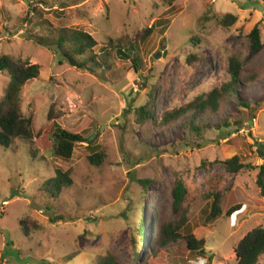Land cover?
I'll return each mask as SVG.
<instances>
[{
  "label": "rangeland",
  "instance_id": "374dc122",
  "mask_svg": "<svg viewBox=\"0 0 264 264\" xmlns=\"http://www.w3.org/2000/svg\"><path fill=\"white\" fill-rule=\"evenodd\" d=\"M227 14L237 21L224 25ZM255 27L262 45L253 51L249 33ZM61 29L93 36L95 72L61 64L53 49L31 40H54ZM3 55L39 64L41 73L22 91L33 139L0 145V264H98L106 254L119 264H236L240 240L264 228L258 170L234 174L224 163L235 155L264 163L256 151L264 143V0H0ZM233 55L243 62L238 95L228 97L221 112L200 116L207 133L186 144L192 114L163 125V113L221 84ZM9 81L8 72H0V98ZM240 99L250 108H241ZM141 105L155 112V123H135ZM50 114L94 141L106 160L91 164L87 142L77 144L69 160L53 155ZM227 121L242 124L223 138L219 131ZM59 168L72 171L73 183L56 199L44 184ZM179 178L187 194L176 209ZM142 179L151 180L148 187ZM216 198L223 214L210 218ZM46 204L59 220H50ZM236 205L241 209L225 217ZM141 215L149 236L135 258ZM26 217L32 221L28 234L20 225ZM182 221L183 235L205 241V256L193 255L183 239L157 243L161 226Z\"/></svg>",
  "mask_w": 264,
  "mask_h": 264
},
{
  "label": "trees",
  "instance_id": "16d2710c",
  "mask_svg": "<svg viewBox=\"0 0 264 264\" xmlns=\"http://www.w3.org/2000/svg\"><path fill=\"white\" fill-rule=\"evenodd\" d=\"M27 20H29V18H27ZM221 21L224 25L228 26L234 24L237 21V17L232 14H227ZM58 31L59 36L54 40L39 35H33L31 40L39 45L53 49L61 64L65 63L77 69H86L95 72L98 68V55L93 52L97 45L93 36L80 30L61 29ZM152 31L153 27L146 29L144 35L140 36L141 40H145ZM249 38L252 42L253 51L258 50L262 45L260 28L255 27L251 33H249ZM119 53L123 55L125 52L119 50ZM125 55L130 57L128 53H125ZM133 62L138 65V61L135 57ZM137 65H135V67ZM242 69L243 62L239 55L231 56L227 66L226 79L221 84L214 87L209 93L197 96L185 106L165 111L160 122L163 125H168L179 121L183 115L191 113V120L188 125H186L191 139H187L186 144H193L191 142L194 140L203 138L207 131L206 128L200 124L198 119L207 112L213 114L221 112L224 101L234 94L238 95L239 87L243 82ZM5 71L8 72L10 81L4 96L0 98V145L8 147L15 144L19 139L28 142L34 137L32 119L26 117L22 109V91L30 81L39 78L41 67L39 64H33L19 57L3 55L0 57V72ZM238 104L241 108L245 109H249L251 106L249 101H244L242 99L239 100ZM135 112V123L139 125H145L147 122L153 124L157 120L155 112L145 105L137 107ZM49 119L53 121L51 129V152L53 155L64 160H69L73 156L76 145L80 142H87L91 153L88 160L91 164L100 165L106 160V154L102 152L98 145H94V141L78 133H74L69 129L63 128L55 122L57 118L53 117L52 114L49 115ZM241 124V122L231 123V121H227L219 132L222 134L223 138H226L230 133L239 131V126ZM256 151L264 160V143H260ZM224 163L226 169L234 174H239L245 170H258L257 185L261 195L264 196V163L258 166L251 162L246 163L241 160L238 155L227 159ZM150 181V179H142L139 182L146 188ZM72 183V171H63L59 168L56 169L55 176L44 184V188L45 191L58 199L57 197L60 195L62 189L71 186ZM186 194L187 189L185 183L180 178L177 179L173 188L174 205L176 209L181 207ZM45 209L51 221H55L56 219L59 220V217L54 215L52 207L50 208V206L46 204ZM240 209V205L233 206L226 212L225 217H231ZM211 210L210 218H216L223 214L220 198L215 199ZM31 222L32 221L28 217L20 219L22 230L27 234L31 233V230L28 229ZM184 225L183 221L177 225L171 223L164 224L157 232V243H159L160 246L166 247L171 245V242L178 243L180 239H183L186 244V249L193 255L205 256L207 253L205 241L197 239L191 233L183 235V231L185 230ZM34 226L36 230L40 228V225L37 223H35ZM28 230L30 231L28 232ZM136 230L140 239H136L134 249L135 258L139 256L140 252H143L142 244L149 236L145 219L142 215L139 218ZM235 251L237 256L236 264H260V260L264 256V228L257 227L246 234L238 243ZM98 264H119V262L113 254H106L98 260Z\"/></svg>",
  "mask_w": 264,
  "mask_h": 264
},
{
  "label": "water",
  "instance_id": "95a60500",
  "mask_svg": "<svg viewBox=\"0 0 264 264\" xmlns=\"http://www.w3.org/2000/svg\"><path fill=\"white\" fill-rule=\"evenodd\" d=\"M161 56V53H156L155 58H159Z\"/></svg>",
  "mask_w": 264,
  "mask_h": 264
}]
</instances>
